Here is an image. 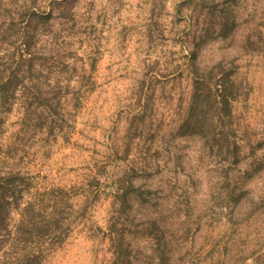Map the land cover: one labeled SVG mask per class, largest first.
Segmentation results:
<instances>
[{
	"label": "rangeland",
	"instance_id": "obj_1",
	"mask_svg": "<svg viewBox=\"0 0 264 264\" xmlns=\"http://www.w3.org/2000/svg\"><path fill=\"white\" fill-rule=\"evenodd\" d=\"M67 2L35 43L56 115L3 127L36 186L86 204L44 264H109L120 238L133 264H264V0ZM227 73L224 136L190 133L194 84Z\"/></svg>",
	"mask_w": 264,
	"mask_h": 264
},
{
	"label": "trees",
	"instance_id": "obj_2",
	"mask_svg": "<svg viewBox=\"0 0 264 264\" xmlns=\"http://www.w3.org/2000/svg\"><path fill=\"white\" fill-rule=\"evenodd\" d=\"M67 1L54 0L56 7L44 13L35 8L34 1L22 9L12 1L0 0V264H44L86 214V204L76 207L72 200L75 194L69 189L40 188L32 182L28 172L14 163L12 145L5 140L3 129L5 115L14 107L31 118L29 121L34 114H38L37 120H50L56 115L60 99L51 83L41 80L43 62L38 61L41 57L35 43L41 36L40 28L53 20V11L61 16L68 11L72 3ZM194 73L198 81L209 79L208 71ZM231 75L221 74L204 90L194 84L186 119L190 133L218 130L220 137L224 136L222 119L229 115L237 96ZM210 113L213 117L207 118ZM113 242L109 264H133L122 238ZM163 255L155 249L152 258L161 257V263Z\"/></svg>",
	"mask_w": 264,
	"mask_h": 264
}]
</instances>
